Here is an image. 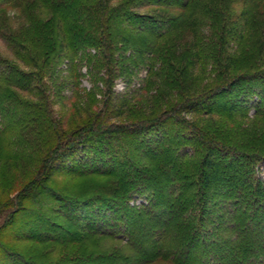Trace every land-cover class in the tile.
<instances>
[{
	"label": "trees",
	"instance_id": "obj_1",
	"mask_svg": "<svg viewBox=\"0 0 264 264\" xmlns=\"http://www.w3.org/2000/svg\"><path fill=\"white\" fill-rule=\"evenodd\" d=\"M12 1L2 2L7 5ZM177 1L126 0L109 12L107 8L111 0H99L95 6L104 4L102 14L106 19L101 26L94 25L91 32L73 35L71 40L65 33L68 38L65 37L64 42L57 46L56 54L62 56L59 62L64 58L67 61L71 59V72H76L83 63V60L76 62L75 58L85 55L89 48H105V53H96L95 61H87L96 83L105 80V75H100V68L105 62V69L111 72L110 85H105L103 95L105 106L94 113L83 109L82 113L86 112L88 119H82L77 124L66 142L62 138L66 136L62 131L65 123L60 122L61 142L58 146L51 147L37 161L32 159L36 169L39 162L42 166L38 167L37 176L27 184L15 209L10 211L8 220L0 227V241L5 240L0 264H45V261L50 264H102L104 260L125 261L121 264H264V179L254 173L258 163V167L262 162L264 166V81L263 88L253 87L251 79L257 76L255 73L247 74L254 67L252 56L245 57L244 52L240 53L245 29L226 20L224 29L219 30L220 39H217L219 32L217 35L211 30L217 35L214 45L218 51L212 60V68L218 71L217 79L222 77V88L220 91L217 89L218 80L216 84L201 85L198 70L208 63L203 54L210 44L197 43V26L194 21L188 22L192 0ZM211 1L213 3L210 0L203 5L201 12L212 16L210 29H214L218 20L226 19L227 13L226 9L212 5ZM148 4L165 11L154 12L153 20L134 12ZM94 9L81 6L77 12L93 18L96 16ZM174 9L180 10V13L171 18ZM195 14L191 12L190 15ZM58 18L68 21L65 14ZM74 19L78 22L81 18ZM145 21L149 23L142 25ZM135 23L139 25L135 26ZM123 25L127 26V30L121 29ZM244 25L247 26V23ZM189 27L193 29L190 32L192 35L185 39L183 33ZM100 30L104 35L102 42L91 39L90 35ZM175 32H179L176 37L173 36ZM230 37L239 42L234 57L227 56L231 47ZM86 38L89 40L80 44ZM129 46L132 50L127 55ZM118 51L123 52L115 57ZM232 68L233 72H237L233 77L229 73ZM8 69L10 78H15L16 74L23 80H6L2 73L0 86H14L21 91L32 89V74L22 73L11 66H7ZM144 69L146 76L138 89L114 94L113 84L117 76L138 77ZM36 80L39 81L38 78ZM232 93L235 99H224V95ZM253 94L261 97V102L251 125L256 127L255 124L263 121V133L261 136H250L246 143L242 142L244 136H240L242 141H236L237 130L232 126L234 116L239 113L247 115L245 106ZM90 95L93 97L95 93ZM14 96L8 94L0 98V105L5 101L6 109H16L17 115H11V119L14 126L19 127L17 132L32 134L29 128L36 121L29 117L34 115L37 106L25 105ZM97 103L94 99V105ZM23 109L34 112L29 114ZM19 111H22L21 117ZM188 115L219 117L222 122L209 126L205 121H199L203 123L201 128L197 121L188 120ZM121 118L134 125L113 123ZM169 121L172 123L169 133L152 136V129ZM187 123L195 132L201 131L199 133H205V136L200 139L184 136V145L194 143V149L188 150L182 157L176 156L171 151L173 148L180 149L181 142L168 145L166 141L176 131L177 125L187 127ZM86 128L88 130L81 134ZM139 135L146 139L139 143L141 150L149 153L148 156L142 152H129L113 157L109 150L106 152L103 144L97 146L101 139L114 142L116 148L130 147ZM69 154L74 156L68 157ZM199 154L201 158H197ZM16 156L11 159L17 161V166L22 161L26 162L25 155L16 152ZM139 157L140 164L136 162ZM53 174H57L58 178L66 174L72 181L97 180L90 182L85 191L80 190L70 196L51 187L47 188L48 191L44 189ZM238 182L241 185L235 184ZM137 197L144 199L140 211L130 205ZM49 199L53 205L50 213L64 218L66 226L53 223L45 216L48 212L44 207ZM164 204L167 206L163 207ZM139 216L147 217L136 219ZM31 219L37 221L33 228L39 234L17 231L30 225ZM8 226H13L14 232H6ZM68 226H74L76 232L69 231ZM151 226L158 229L152 232L149 229ZM54 230L62 231L65 237H56L52 234ZM115 241L123 243L120 248L127 249L124 254H119V247L108 249V244ZM16 242L50 247L40 256L18 254L11 248V243ZM61 248L67 253L62 254L57 262L50 261L47 256L56 257ZM104 250L108 253H103ZM11 255H15L16 259L7 261Z\"/></svg>",
	"mask_w": 264,
	"mask_h": 264
},
{
	"label": "rangeland",
	"instance_id": "obj_2",
	"mask_svg": "<svg viewBox=\"0 0 264 264\" xmlns=\"http://www.w3.org/2000/svg\"><path fill=\"white\" fill-rule=\"evenodd\" d=\"M2 1L3 0H0V74L4 73L6 80L11 79L17 82L22 81L23 79L17 77L16 74H14L15 78L9 77L10 71L9 69L7 70V66H11L22 73L32 74L31 76L33 78V85H31L32 89L30 91H21L14 86L8 87L3 84L0 86V98H4V96L8 94H11L12 96L15 95L25 105L31 107L37 106V110L35 111L34 115H31L29 117L30 119H35L36 121V124H34L33 127L29 128L32 131V134L27 133L25 135L23 131L17 132L19 130V127L14 126L15 124L12 123L11 115H17L16 109H6L7 102L5 101L3 102V105H0V158H2V162H0V227H2V225L8 220V214L10 213V211L12 212V210L15 209L14 206L19 201V196L24 192L27 184L37 176L38 167L42 166L41 162H39V165L36 169V164L31 162L32 159H36L37 161V159L45 155L51 147L54 148L55 146H58V144L61 142V136H59L60 122L65 123L62 131L66 134V136H62V138L63 141L66 142L70 138V134L75 131L77 124L82 119H88V117L86 116V112L82 113L83 109L88 110L89 112L87 113H94L104 109L105 102H103V95L105 85H110V79L112 77L110 70L105 69V61H103L105 62L103 67L100 68V75H105V80L99 81L97 83L94 82V77L92 74L93 72L89 71L91 66L87 63V61L89 59L95 61L97 59L96 57L98 56L96 53H105L106 50L104 47H99L97 49L89 48L85 55H80L75 58L76 62H78L79 60H83V63L80 64L76 72H71V59H69L68 62L64 58L59 62V57L62 56L56 54L58 50L57 46L64 42L65 37H69L68 39L71 40V36H78V34L84 35L87 32H91L94 25L99 24V26H101V24L105 22L106 19H103L104 15L102 14L105 11L104 4L99 7L95 6L96 4H98L97 2L99 0H13L7 5ZM125 1L126 0H111L110 4L108 5L110 7L107 8V10L111 12L115 8L121 6ZM177 2H182V0H179ZM195 3H197V6ZM208 3H210V0H192L190 4V10H188V22L190 23V21H194V24H196L199 31L197 43L204 42L203 44H210L205 47V51L203 54L208 63L201 66L198 70L200 84H216L219 81L220 83H217L219 85V88L217 89L220 91V89L222 88V77L218 76L217 79L218 71L213 70L212 60H214L216 55H218V51L216 52L217 49L214 45L218 32L219 35L217 39H220L222 28L224 29L225 23L229 21L231 23L237 24L239 28L245 29L244 42L240 53L244 52V56H252L254 67L247 74L255 73L257 76L256 79H251L253 80V87L258 86V88H263L264 0H213V3L211 1L212 5L226 9L227 13L226 19L223 18V20H218V22L216 23L217 25L214 27V29H210L213 22L212 16L201 12L203 10H201L203 5ZM81 6H83L85 9L91 10L95 8L93 13H95L96 16L93 18H87V16L80 15L77 12V9H80ZM160 11L162 12L165 10L159 9V7H156L153 4H148L144 8L135 9L134 12H136L137 14H141L142 16L151 17V20H153L155 18L152 14L154 12ZM191 12H194L196 14L191 16ZM179 13L180 10L174 9L171 12V15H173L171 18L176 17ZM63 14L68 17V21H62L58 18ZM76 17H79L81 19H79L78 22H75L74 18ZM228 17H230V19ZM145 22H142L141 24L146 25L149 23ZM246 23L247 26L244 25ZM136 25H139V23H135V26ZM121 29L127 30V26L123 25ZM191 29L192 27H189L188 29H186V31H184L183 35L185 36V39L189 38V36L192 35L190 34V32L192 33L193 29ZM211 30H214L217 35L212 34ZM65 33H67L68 37L65 36ZM178 33L179 32H175L173 36L176 37ZM90 36L91 39L95 38L102 42V37L104 35L100 30ZM68 39L66 40L68 41ZM88 40L89 38H86L85 40H82L80 44H85V42ZM228 41L231 47L227 50V56L234 57L235 50L239 42L232 37H230ZM120 45L122 48V44ZM131 48V46L127 48V55L132 50ZM122 52L123 51H118L114 56L117 57ZM235 71L236 70H234L233 72V68L230 70L229 73L231 77L237 75V72ZM35 74L37 75L35 76ZM145 76V69L141 72V74H139L138 77H126L125 75L117 76L113 84L114 94H126L128 92L130 93L131 90L138 89ZM248 76L249 75H247V77ZM254 76L255 75H250V77ZM37 78L40 82L36 80ZM91 93H95V96L92 97L90 95ZM234 97L235 94L233 93L232 95H224L225 100H233L235 99ZM94 99L98 102L95 105ZM249 100V104L245 106V112L247 113V115L241 116L240 113L237 114L236 116H234L235 121L232 125L233 128L237 130L236 136L238 137V139L236 141L240 140V136H244V141H240L245 143L248 142L249 139H251L250 136H261L263 133V121L262 123L255 124L256 127H252L251 125L257 107L261 102V97L253 94L252 98H249ZM9 102L14 101L9 100ZM23 110L25 112H28L29 114H32L34 112V110L32 109ZM19 112V117H21L22 111ZM186 118L190 121H197V124L201 128L203 124L201 122L203 121H205V124L209 126L211 123L221 124L222 122V120H220L221 118L219 117L205 118L188 115ZM113 123H124L126 124V126L134 125L128 124L125 121V118L113 121ZM161 124V126L152 129V136L156 137L158 136L157 134L164 135L165 132L169 133L171 131L172 123L170 121ZM87 130V128L86 130H82L81 134H83ZM246 131L248 132L247 135H245ZM199 132L201 131L195 132L194 128L191 127L188 123L187 127L179 124L176 127V131L170 135L171 137L166 141V143H168V145H172V143H177L178 141H180L181 148H173L171 152L174 151L176 156L182 157L185 152H188V150H193L195 146L194 143L184 145V142H186L184 141V136H197V138L205 136V133L203 134ZM122 137L123 136H116V138ZM142 137V135H139L138 140L134 141L130 147H124L122 149L116 148L114 142L111 143L109 141H103L101 139L98 141L97 146L103 144L106 152L107 150H109V153L113 157L122 156L124 154H128L129 152H139V154L142 152L143 154L144 152L141 150L142 148L139 141H144L146 139H143ZM238 143L239 142H237L236 145H238ZM246 150H249V148H246ZM16 152H19L20 154H22V156L25 155L24 157L26 159V162L22 161L18 164L19 167L17 166V161L11 159L12 157H17ZM201 154L197 155V158H201ZM143 155L148 156L149 153H144ZM72 156L74 155H68V157L71 158ZM136 162L140 164L141 158L139 157V159H136ZM145 163L146 161H144L143 164ZM258 164L257 168L255 167L256 171L254 173L261 180H263V162L259 167ZM83 180L84 179L72 181L67 178L66 174L61 178H58L57 174H53L51 182L46 183L44 189L48 191V189L51 187L64 195L72 196V193H75L77 191H85L87 185L90 182H95L94 180L97 179H85L86 181ZM235 184L241 185V182ZM190 193L191 191L188 192V196ZM143 202L144 199L137 197L136 199H133L131 201V208L133 207L137 209V211H140L139 208H141ZM29 205L30 204H27V206ZM166 206V204L163 205V207ZM52 207V201L49 199L44 207V210H47L48 212V214H46L45 216L49 220H52L53 223L66 226L67 224L64 218L50 213ZM146 217L147 216H139L136 219L141 220V218L146 219ZM29 222H31L30 225H28L26 228L24 227V229H18L17 231L23 233L27 231L33 233L34 235H37L38 232L33 228L35 224H37V221L31 219L29 220ZM12 227L8 226L5 231L11 233L14 232L15 229ZM149 229L150 231L154 232L158 228L151 226ZM68 230L71 232H76V228L74 226H68ZM52 234H54L56 237H65V234L60 230H54ZM141 238H143L142 235ZM103 242L105 243L106 240L103 239ZM122 244V242L117 241L111 244L109 243L108 249L113 250V248L115 247L120 248ZM4 246L5 240H1L0 255H2L1 250ZM11 246H13L11 247L12 252H17L18 254H36L37 256L43 254L45 250H48L50 247L39 246L35 244L33 245L32 243L25 244L17 242L11 243ZM56 249L54 251H56ZM126 250H121L119 254H124ZM58 251L59 255H57L56 257H52L51 255L47 256L50 261L57 262L62 254H64L65 252L67 253L64 248H61ZM97 253L100 254V251H97ZM103 253L107 254L108 252L107 250H104ZM52 255L54 256L55 252ZM14 258L16 259V256L11 255L9 256V258H7V261ZM123 262L125 261L112 262L104 260V263L102 264H121ZM44 263L50 264L49 261H45ZM158 264L165 263L158 262Z\"/></svg>",
	"mask_w": 264,
	"mask_h": 264
}]
</instances>
